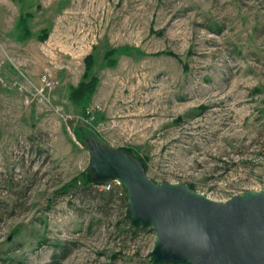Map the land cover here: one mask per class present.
<instances>
[{"label":"rangeland","instance_id":"374dc122","mask_svg":"<svg viewBox=\"0 0 264 264\" xmlns=\"http://www.w3.org/2000/svg\"><path fill=\"white\" fill-rule=\"evenodd\" d=\"M85 136L157 183L258 190L264 0H0V264H158L151 227L84 195Z\"/></svg>","mask_w":264,"mask_h":264},{"label":"water","instance_id":"95a60500","mask_svg":"<svg viewBox=\"0 0 264 264\" xmlns=\"http://www.w3.org/2000/svg\"><path fill=\"white\" fill-rule=\"evenodd\" d=\"M83 140L93 180L119 181L131 223L154 230V262L264 264V189L214 200L189 184L153 181L144 162L123 149Z\"/></svg>","mask_w":264,"mask_h":264},{"label":"trees","instance_id":"16d2710c","mask_svg":"<svg viewBox=\"0 0 264 264\" xmlns=\"http://www.w3.org/2000/svg\"><path fill=\"white\" fill-rule=\"evenodd\" d=\"M94 87H95V82L94 81L82 83L76 89H74L71 92L70 97L74 101L82 102L93 91ZM95 138H97V137H95ZM125 151L127 153H129V154H132L134 157L138 158L140 161L144 162L141 158H139L136 155H134L131 151H129V150H125ZM81 178L84 181V184H83L82 188L84 189V195L85 196L87 195L88 198H90L92 200H96L99 203H101V205L104 207V209L108 208L111 204H113L114 200L123 201L125 203V205H126L127 217L130 219V215H129V212H128L127 200H126V198L124 196L123 197H118L114 190H110V191H107V192H103V191L97 190L93 186V184L94 183H101V182L93 180L92 173H91L89 167H88V169L85 172H83V175L81 176ZM136 227H139V226H136ZM156 263H158V262H156ZM158 264H167V263H158Z\"/></svg>","mask_w":264,"mask_h":264},{"label":"built area","instance_id":"2783aa9c","mask_svg":"<svg viewBox=\"0 0 264 264\" xmlns=\"http://www.w3.org/2000/svg\"><path fill=\"white\" fill-rule=\"evenodd\" d=\"M41 84H42V90L52 88V82H50V80L47 76H43L41 78ZM261 150L264 154V148L263 147ZM93 186L97 190L103 191V192L114 190L118 197H123L125 195V190H124L123 186L117 180H108V181L101 182V183H94ZM257 186L259 189H262V188L264 189V178L261 182H259L257 184Z\"/></svg>","mask_w":264,"mask_h":264}]
</instances>
